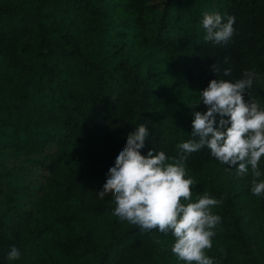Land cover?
I'll list each match as a JSON object with an SVG mask.
<instances>
[{
  "label": "trees",
  "instance_id": "obj_1",
  "mask_svg": "<svg viewBox=\"0 0 264 264\" xmlns=\"http://www.w3.org/2000/svg\"><path fill=\"white\" fill-rule=\"evenodd\" d=\"M206 11L235 16L230 43L203 40ZM217 66L264 77V0H0V264H182L171 236L120 221L114 193L97 191L138 123L151 133L141 154L176 155L206 110L189 102ZM251 95L264 104V78ZM186 167L193 199L223 200L209 254L264 264L251 176L225 172L206 148ZM13 244L22 256L7 261Z\"/></svg>",
  "mask_w": 264,
  "mask_h": 264
},
{
  "label": "clouds",
  "instance_id": "obj_2",
  "mask_svg": "<svg viewBox=\"0 0 264 264\" xmlns=\"http://www.w3.org/2000/svg\"><path fill=\"white\" fill-rule=\"evenodd\" d=\"M235 20L230 14L204 12L199 22L203 40L230 43L236 33ZM214 70L219 78L210 80L195 102H189L190 106L202 102L206 110L193 113L191 132L176 145V155L170 157L157 147L141 154L151 133L147 123H138L127 134L97 191L101 197L109 190L114 193L112 212L120 221L142 233L171 236L170 251L182 264H220L209 250L222 221L214 209L223 200L207 191L193 199L197 181L186 167L192 153L206 148L225 172L250 175V193L264 196V104L251 95L254 84L264 77L255 68L245 69L240 77H232L229 67L223 68L222 76L219 66ZM156 242L162 243L159 236ZM21 256V249L13 244L5 259L18 261Z\"/></svg>",
  "mask_w": 264,
  "mask_h": 264
},
{
  "label": "rangeland",
  "instance_id": "obj_3",
  "mask_svg": "<svg viewBox=\"0 0 264 264\" xmlns=\"http://www.w3.org/2000/svg\"><path fill=\"white\" fill-rule=\"evenodd\" d=\"M234 175V174H233ZM225 180V179H224Z\"/></svg>",
  "mask_w": 264,
  "mask_h": 264
}]
</instances>
